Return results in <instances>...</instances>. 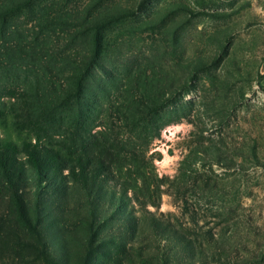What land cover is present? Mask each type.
Segmentation results:
<instances>
[{
  "label": "rangeland",
  "instance_id": "1",
  "mask_svg": "<svg viewBox=\"0 0 264 264\" xmlns=\"http://www.w3.org/2000/svg\"><path fill=\"white\" fill-rule=\"evenodd\" d=\"M263 76L264 0H0V264H264Z\"/></svg>",
  "mask_w": 264,
  "mask_h": 264
},
{
  "label": "trees",
  "instance_id": "2",
  "mask_svg": "<svg viewBox=\"0 0 264 264\" xmlns=\"http://www.w3.org/2000/svg\"><path fill=\"white\" fill-rule=\"evenodd\" d=\"M263 80H264V76L261 77V81L259 82V85H260L261 90L264 92V86L262 85ZM11 155H12V153H10V151L7 148L6 149L0 148V167L3 168L5 175H7V173L10 171V162H12L11 161V159H12ZM31 161L34 164H37V163H39V158H33ZM8 180H9L8 181L9 186H13L15 184V182L17 181V179L15 177H9ZM31 183H32V180H31ZM28 208H29V206H28ZM30 212H31V210H30ZM41 213H42V211L37 210V214H36L37 227H35L37 229V231H36L37 235L36 236L38 237L40 243L43 246H45L44 248H46L45 249L46 252H49V254H51L48 241L44 237V232H43L44 221H43ZM91 215L94 219L96 218L94 214H91ZM41 226H42V228H41Z\"/></svg>",
  "mask_w": 264,
  "mask_h": 264
}]
</instances>
